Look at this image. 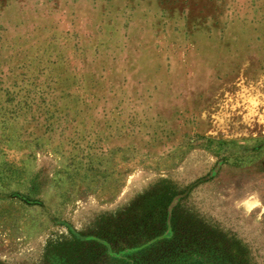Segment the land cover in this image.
<instances>
[{"label":"rangeland","instance_id":"obj_1","mask_svg":"<svg viewBox=\"0 0 264 264\" xmlns=\"http://www.w3.org/2000/svg\"><path fill=\"white\" fill-rule=\"evenodd\" d=\"M173 197L264 264V0H0V264H122L69 227L129 247Z\"/></svg>","mask_w":264,"mask_h":264},{"label":"trees","instance_id":"obj_2","mask_svg":"<svg viewBox=\"0 0 264 264\" xmlns=\"http://www.w3.org/2000/svg\"><path fill=\"white\" fill-rule=\"evenodd\" d=\"M58 37L52 36V39ZM174 197L162 208L159 214V225L165 226L164 232L157 234L158 227L153 232L140 238L136 236L129 239V247L121 246L114 250L108 237L101 238L95 235H82L69 227L73 237L86 242L95 241L105 247L111 260L120 261L122 264H236L238 253L233 248L222 246L215 239V243L208 240L207 243L197 245L196 240H183L175 235L172 213L175 206ZM128 236V235H127ZM134 236V235H133ZM116 241V239L114 240ZM121 244L122 241H119ZM171 243L170 245H168ZM122 245V244H121ZM91 261H87V263Z\"/></svg>","mask_w":264,"mask_h":264}]
</instances>
